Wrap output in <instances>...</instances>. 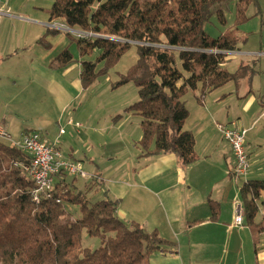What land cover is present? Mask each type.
I'll return each instance as SVG.
<instances>
[{"label":"trees","instance_id":"obj_1","mask_svg":"<svg viewBox=\"0 0 264 264\" xmlns=\"http://www.w3.org/2000/svg\"><path fill=\"white\" fill-rule=\"evenodd\" d=\"M225 2L54 0L47 13L49 20L89 33L78 38L64 32L77 46L83 89L135 47L136 61L112 87L128 82L137 87L138 99L124 111L141 118V154L175 153L186 166L195 160V138L184 126L189 111L183 97L192 92L201 102L211 91L243 79L250 82L257 73L254 63L239 64L235 71L226 64L227 52L240 50L246 41L238 25L249 19L248 7L257 0H239L232 28L224 33L213 37L204 29L213 13L227 25L224 10L217 7ZM95 51V59H86ZM56 61L58 68H64L76 60L64 48ZM28 158L26 152L0 140V264H148L151 254L175 247L156 229L120 219L117 200L104 196L91 202L65 176L35 201L36 186L23 167ZM262 191L264 180H248L239 188L247 225L258 214ZM68 206H78L80 216L75 218ZM83 231L101 245L81 246Z\"/></svg>","mask_w":264,"mask_h":264},{"label":"crops","instance_id":"obj_2","mask_svg":"<svg viewBox=\"0 0 264 264\" xmlns=\"http://www.w3.org/2000/svg\"><path fill=\"white\" fill-rule=\"evenodd\" d=\"M53 1L4 0L3 5L11 15L0 17V78H27L28 83L36 78L49 89L58 110L64 113L79 96L81 83L78 81V89L73 92L63 79L50 74L59 72L65 77L73 71L80 73L81 65L57 66L56 47L64 44L66 38H52L55 34L48 33L52 20L47 10ZM258 12L259 9L253 15L260 23ZM254 54L264 56V50L233 51L228 54L226 64L234 62L238 56ZM36 61L50 64L54 70L43 71L40 66L36 70ZM259 74L257 70L250 82L243 79L234 84L232 91L214 95L213 90L201 102L196 100L195 94L183 97L189 111L184 126L195 138V160L189 165H181L175 153L143 156L138 145L141 138L139 118L132 134H125L119 128L121 120L101 128L109 139L105 154H92L89 143L84 157H75L73 154H79L78 150L73 151L71 147L67 153L56 144L64 155L83 162L88 173L97 175V183L89 177L91 183L84 189L75 187L70 181L72 188L84 191L86 196L95 191L117 200L120 219L138 222L147 230L156 229L162 238L174 243L175 247L151 254L148 264H224L225 259L229 264H264V229L261 230L264 191L258 200L259 211L253 224L247 225L244 218L242 224L235 223L236 206L239 203L242 206L239 196L242 182L233 175L235 161L231 147L219 129L221 125L233 124L249 134L257 127L253 137L245 139L251 167L248 179L264 180V101L255 92L260 87L252 86L256 78L257 84L260 83ZM131 117L123 118L122 122L132 123ZM79 123L81 126L76 127V132L87 128L93 131L88 125L83 127L82 120ZM3 124L15 133L20 132V124L10 119ZM24 132L28 131L21 134ZM39 133L48 143L55 142ZM113 139L123 142L124 146L109 147Z\"/></svg>","mask_w":264,"mask_h":264},{"label":"rangeland","instance_id":"obj_3","mask_svg":"<svg viewBox=\"0 0 264 264\" xmlns=\"http://www.w3.org/2000/svg\"><path fill=\"white\" fill-rule=\"evenodd\" d=\"M256 3L250 4L247 10V15L249 19L242 24L238 25V30L242 34V38H246V41L241 44L240 49L244 50H264V0H257ZM239 0H227V2L218 5L217 7L221 8L225 12V17L227 19V25H221L215 13L211 16L210 20L206 22L204 29L205 31L213 37H216L224 33L228 28H230L235 20V11L236 6ZM259 9L261 22L259 19L256 20V15H253ZM215 8H213V11ZM251 19V20H250ZM248 21L250 23L246 24ZM246 24V25H244ZM232 28V27H231ZM77 30V29H75ZM55 36H64L66 42L64 44H59L56 47V53L58 54L65 47L72 52L75 62L74 66L81 65V58L78 53L77 46L73 41L71 43L68 35L63 31L52 35V38ZM76 37V36H74ZM98 52H94L91 56L86 57V59H95ZM38 58V56H36ZM137 59V54L135 47L129 49L119 61L112 67L109 68L106 74L99 75V77L90 85L87 91L82 90L79 93V96L73 101V103L68 107V109L62 113L58 110V104L54 100L49 89L45 85L38 81L36 78L33 79L32 83H28L27 78L24 79H9V78H0V124L5 123L7 120H12L16 124H20V132H13L8 125V132L10 133L13 140H17L21 137V133L24 130L38 131L44 134L45 138L48 141L54 142L59 147H61L65 152L69 153L70 148H73V151L78 150L79 154H73L75 157L83 158L84 154L87 153V146L91 144L92 154H105V151L108 150L105 148L106 142L109 141L107 136L101 131L102 127L111 126L112 121L119 124V128L125 132V134H132L135 126L137 127V118H140L139 115H133L135 118L131 117L129 113L125 112L124 109L129 104L133 103L138 99L137 87L132 83L128 82L124 85L118 87H112L113 83L120 79L121 74H125L128 68L134 64ZM254 59V60H251ZM52 56V61H53ZM229 60V57H227ZM231 60V58H230ZM240 61L244 63H254L256 70L260 72L261 80L258 83L257 78L254 79L252 86L260 87L256 88L255 92L258 97L262 98L264 101V56L263 55H249V56H238V59L234 62L228 63V69L230 71H235L238 67ZM40 63V64H39ZM36 61L35 68L36 70L40 66V70L51 72L53 67H50V64L44 63L42 61ZM178 68L181 69V64L177 61ZM101 65L99 64L98 67ZM57 78L64 80V83L70 87V90L75 92L78 87L79 73L73 71L71 74L63 77L61 73L58 74L51 73ZM27 79V80H26ZM245 86L246 84L243 83ZM231 88H234V83H229L215 91L213 94H221L225 91H230ZM232 91V90H231ZM21 93V94H19ZM188 98L192 96V92H188ZM186 94V95H187ZM185 98V97H184ZM259 100V101H260ZM121 114L120 116H118ZM128 114V115H127ZM116 116V118H115ZM118 116V117H117ZM131 117L132 123L122 122L123 118L128 119ZM85 124L93 129L90 131L88 128L86 130H80L76 132L77 128L73 122H79L81 120ZM238 125V124H237ZM259 125V124H258ZM257 125V126H258ZM63 129L64 133L60 137V130ZM257 127L252 130L249 134L245 135V139L253 137ZM264 133V132H263ZM111 138L114 136L110 133H107ZM58 136V138H56ZM5 143L11 144L10 140L1 139ZM121 147L124 146L123 142L113 139L109 147ZM264 148V147H263ZM83 164V162H81ZM84 165V164H83ZM83 170L87 171V168L82 166ZM251 171V169H250ZM250 173V172H249ZM90 179L97 183V175L88 173ZM249 175V174H248ZM65 178L68 182L72 181L75 187L80 189L86 188L85 186L91 183V180L88 178H82L80 176L66 175ZM239 183L242 182L241 179L237 180ZM93 184V185H94ZM92 185V186H93ZM103 194L95 191L87 193V198L89 201L93 202L98 199L103 198ZM71 209V213L74 214L75 218L80 216V211L78 206H68ZM260 217L258 216L257 220ZM101 245L100 240L97 237L89 236L84 231L81 237V246L84 248L95 249ZM228 259V256H227ZM224 264H229V261H226Z\"/></svg>","mask_w":264,"mask_h":264},{"label":"built area","instance_id":"obj_4","mask_svg":"<svg viewBox=\"0 0 264 264\" xmlns=\"http://www.w3.org/2000/svg\"><path fill=\"white\" fill-rule=\"evenodd\" d=\"M4 0H0V17L10 16L11 13L4 5ZM49 28L68 32L78 38L86 37L89 33L81 30L71 29L64 21L52 20L48 24ZM233 51L227 52L228 54ZM76 127H80L79 122H73ZM222 137L230 144L231 152L235 161L233 175L235 178L241 179L242 183L247 182L250 172V162L248 152L245 147L246 130L236 125H221L219 127ZM60 133H64L61 129ZM0 138L11 141V145L16 146L29 156L28 161L23 167L29 174L35 184L33 199L39 200V193L48 192L53 189L54 179L64 177L66 175L80 176L88 178L89 174L83 170L81 161L70 158L63 154L60 148L54 143H48L43 140L38 131L24 132L20 138L13 140L8 130L0 124ZM235 223L242 224L243 208L239 203L236 206Z\"/></svg>","mask_w":264,"mask_h":264}]
</instances>
